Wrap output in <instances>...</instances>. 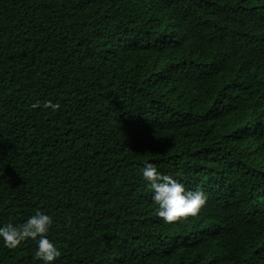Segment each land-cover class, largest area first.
Here are the masks:
<instances>
[{
    "label": "trees",
    "instance_id": "trees-1",
    "mask_svg": "<svg viewBox=\"0 0 264 264\" xmlns=\"http://www.w3.org/2000/svg\"><path fill=\"white\" fill-rule=\"evenodd\" d=\"M148 163L201 213L160 219ZM38 210L53 264H264V0H0V227Z\"/></svg>",
    "mask_w": 264,
    "mask_h": 264
},
{
    "label": "clouds",
    "instance_id": "clouds-1",
    "mask_svg": "<svg viewBox=\"0 0 264 264\" xmlns=\"http://www.w3.org/2000/svg\"><path fill=\"white\" fill-rule=\"evenodd\" d=\"M32 107H40V103L37 102ZM43 107L51 108L53 111L60 110V104H52L51 101L44 103ZM142 174L150 182V187L154 192L152 199L158 206L157 216L165 223H181L194 218L201 213L207 203V196L204 192L186 190L185 186L176 179L158 173L152 163L146 164ZM53 223L52 216L38 210L23 224L8 223L0 227V238L4 246L9 249H15L29 239L37 241L35 258L43 264H53L61 256L60 250L48 238Z\"/></svg>",
    "mask_w": 264,
    "mask_h": 264
}]
</instances>
